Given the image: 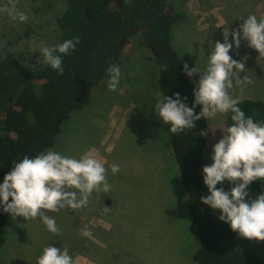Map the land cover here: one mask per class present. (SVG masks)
Returning a JSON list of instances; mask_svg holds the SVG:
<instances>
[{"label": "rangeland", "instance_id": "obj_1", "mask_svg": "<svg viewBox=\"0 0 264 264\" xmlns=\"http://www.w3.org/2000/svg\"><path fill=\"white\" fill-rule=\"evenodd\" d=\"M7 4L8 0H0ZM184 18L175 25L173 45L189 67L203 71L210 53L209 41H223V29L238 30L247 15L264 19V0H171ZM17 7L29 15L18 24L0 14V60L9 52L23 54L22 65L32 70L43 64L38 49L57 44L58 18L66 0H17ZM192 52V53H191ZM230 55L245 63V70L233 77L230 90L241 100L264 102V55L241 39ZM122 78L115 92L105 78L92 91L90 103L74 111L48 150L80 158L93 156L108 169L109 190H94L86 207H65L46 214L56 220L59 234L49 232L39 219L9 217L5 243L0 247L1 264H37L48 245L67 249L73 264H198L193 254L199 237L191 233L188 194L167 126L154 111L162 97L159 73L151 53L137 39L127 47L119 64ZM200 73L190 78L196 85ZM247 76L251 83L235 85ZM225 114L207 120L204 161L211 163L212 145L227 131ZM44 151V152H46ZM118 164L120 171L111 172ZM264 192V182H262ZM87 230L88 236L82 235ZM234 245L260 256L264 262V241L237 236Z\"/></svg>", "mask_w": 264, "mask_h": 264}, {"label": "trees", "instance_id": "obj_2", "mask_svg": "<svg viewBox=\"0 0 264 264\" xmlns=\"http://www.w3.org/2000/svg\"><path fill=\"white\" fill-rule=\"evenodd\" d=\"M183 18L171 0H66V9L58 18L57 44L73 37L80 42L75 51L63 57L62 75L45 63L25 69L21 53L9 52L0 60V181L13 163L54 145L72 113L90 103L93 89L108 77L106 69L111 64L119 66L134 39L151 53L162 95L179 92L191 107L194 85L182 71L185 62L173 45L175 25ZM239 107L254 121L264 123L263 101L244 99ZM199 111L197 106L195 112ZM230 117L231 113L225 116L228 127L233 123ZM166 126L188 194L191 233L199 237L194 261L264 264L260 256L237 248V232L219 219L218 210L200 200L207 195L200 171L207 147V120L201 118L195 128L178 135ZM223 186L226 190L230 187L227 182ZM248 191L254 199L263 192L262 182L253 181ZM10 216L0 211V247L5 243Z\"/></svg>", "mask_w": 264, "mask_h": 264}, {"label": "clouds", "instance_id": "obj_3", "mask_svg": "<svg viewBox=\"0 0 264 264\" xmlns=\"http://www.w3.org/2000/svg\"><path fill=\"white\" fill-rule=\"evenodd\" d=\"M0 14H7L18 24L29 21V15L17 7V0L0 2ZM241 39L248 46L264 55V19L249 14L231 32L223 29V41H209L210 53L207 55L206 68L201 71L196 64L189 67L185 62L182 71L189 77L200 73L192 90V106L186 103L187 97L179 92L173 96L160 97L154 106L159 121L170 125L168 130L180 134L196 127V121L217 117L218 114L231 113L232 124L223 131L222 137L212 145L211 163L202 168L203 183L207 195L200 200L212 210L219 211V219L241 237L264 241V192L250 199L249 185L253 181L264 182V123L247 116L239 107L240 99L230 90L234 87L233 77L245 70V63L230 55L235 47L239 48ZM79 38L73 37L39 50L43 63L58 74H63V57L76 50ZM192 53V52H191ZM109 91L115 92L120 84L122 73L116 64L107 69ZM251 83L244 76L236 79L235 85ZM199 106L200 111L195 112ZM205 135L204 132H201ZM111 172L120 171L118 164H112ZM108 169L99 160L88 154L72 158L53 150L35 156L25 155L13 163L11 171L4 174L0 181V211L9 213L13 219L23 217L39 219L53 234H59L55 218L47 215L70 207H86L94 190H109L106 174ZM227 182L230 187L223 186ZM220 184V187L217 185ZM11 198V199H10ZM82 235L88 236L85 230ZM37 264H73V257L67 249L48 245L37 259Z\"/></svg>", "mask_w": 264, "mask_h": 264}]
</instances>
